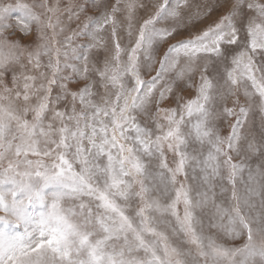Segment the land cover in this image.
<instances>
[{"label": "snow or ice", "instance_id": "snow-or-ice-1", "mask_svg": "<svg viewBox=\"0 0 264 264\" xmlns=\"http://www.w3.org/2000/svg\"><path fill=\"white\" fill-rule=\"evenodd\" d=\"M0 264H264V0H0Z\"/></svg>", "mask_w": 264, "mask_h": 264}]
</instances>
